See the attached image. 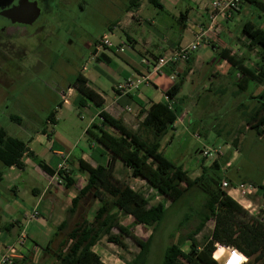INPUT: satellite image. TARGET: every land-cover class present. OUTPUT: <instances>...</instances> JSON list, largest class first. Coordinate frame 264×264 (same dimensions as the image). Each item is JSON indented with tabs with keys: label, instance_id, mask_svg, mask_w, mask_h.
Returning <instances> with one entry per match:
<instances>
[{
	"label": "rangeland",
	"instance_id": "obj_1",
	"mask_svg": "<svg viewBox=\"0 0 264 264\" xmlns=\"http://www.w3.org/2000/svg\"><path fill=\"white\" fill-rule=\"evenodd\" d=\"M128 3L129 0H62L61 5L55 8L53 19L45 27L49 32L21 38L19 42L27 47V65L11 71L6 59L0 61V71L6 73L12 81L8 87L0 84V129L27 142L29 134L43 128L50 131L52 128L59 137L57 143L62 150L67 151L75 146L73 150L76 153L78 146L87 145L86 140L90 137L85 132L90 129L91 117L85 110L80 109L77 102L74 103L75 93L68 97V86H71L76 76L81 73L89 79L91 87L110 96L111 78L119 67H125L124 58L128 57L139 64L143 42L147 41L148 37H153L155 41L161 38L154 36L144 21L153 18L157 24H160L161 20L169 23V19L156 8L146 4L148 10L135 14V20L129 19L131 22L127 27L125 22L128 17ZM247 7L250 14H246L244 7L226 28L218 25L215 33L208 32L209 39L217 40L205 45L219 44L215 48L216 51L213 52L212 47L201 46L195 52L201 57L200 63L196 62L193 67L191 63H182L180 70L185 72L182 88L174 99V106L182 108L180 123L174 131L167 134L173 132L174 136L168 137L167 141L162 140L160 150L170 162L187 171L191 179L200 175L202 167H209L213 161L219 162L224 177L234 185L242 182L255 188L254 196L243 201V205L250 204V208L246 210L247 219H260L264 208V195L261 189L256 187H264V138L247 128L246 119L256 106L251 97H256L262 87L243 78L244 76L228 63H214L218 51L225 46L230 48L231 54L237 59H243L245 67L255 69L259 62L257 53L248 49L247 43L241 38L240 27L244 21H250L262 29L264 24L259 18L260 14L251 6ZM207 21L209 24L208 19ZM161 33L168 38H174L171 32ZM104 34L108 35V41L113 46L111 62H97L92 54L95 44L99 43ZM127 34L138 41L135 51L127 43ZM120 43L126 44L122 53L118 51ZM156 59L153 58L152 61ZM190 70L192 71L189 74ZM63 100H68L69 104L59 107ZM54 111L56 123L47 124V119ZM11 117L19 118L20 122L13 121ZM138 123V116H134L127 125L128 129L134 133L140 132ZM142 135L145 136L143 132ZM60 140L64 143H60ZM42 144L34 143L32 147L38 154V159L50 162L47 157L48 149H44ZM204 149H214L217 155L205 159L200 154ZM66 167L70 169V166ZM119 167L112 173V179L115 180L112 181L113 184H131L147 199L148 206L162 204L165 208L164 217L153 233L152 228L133 224L130 217L121 218V224L142 241H146L152 233L143 263L137 261L135 264H162L166 248L179 237L186 236L198 224L195 213L203 210L205 197L199 190L193 189L187 192L182 200L172 203L141 180L133 181L126 168ZM0 174V227L3 228L10 222L5 210L7 205L16 201L23 207V212L11 218L20 222L19 235L23 230L30 249L38 252L39 261L37 259L36 264H56L54 258L46 256L42 251L55 230L50 226L47 216L25 219V215L37 209L35 204L39 198L32 189L38 188L42 191L48 184V178L31 166L18 170L5 167L1 163ZM83 179L84 177L78 174V183L83 184ZM63 184L64 182H61L62 188ZM9 186L14 188L11 192L6 190ZM65 193L66 190L62 194ZM62 194L60 199L64 201ZM90 197L80 201L77 212L68 218V228L82 216L88 220L92 219L99 204ZM185 218L188 220L179 229V224ZM2 228L0 232L6 238L9 233ZM212 228L213 221L205 224L203 230L195 237L198 246L203 244ZM113 233L117 231L113 230ZM11 238H15L13 233ZM59 241V237L54 240L51 246L54 250ZM123 241L126 249H120L103 238L94 250L104 264H129L136 257L139 247L130 238H124ZM188 246L189 242H186L182 250L187 252ZM225 256L218 262L222 263ZM228 264H235V260Z\"/></svg>",
	"mask_w": 264,
	"mask_h": 264
},
{
	"label": "trees",
	"instance_id": "obj_2",
	"mask_svg": "<svg viewBox=\"0 0 264 264\" xmlns=\"http://www.w3.org/2000/svg\"><path fill=\"white\" fill-rule=\"evenodd\" d=\"M139 1L129 0L126 11L135 10ZM146 1L154 8L161 9L158 0ZM244 4L254 8L264 22V0H239L235 12L239 13ZM183 18L185 17L181 15L180 19ZM240 32L248 49L257 53L259 62L255 69L245 67L243 59H237L228 48H221L218 51L214 63L226 62L244 76L243 78L262 87V91L256 97H251L256 106L249 113L246 126L257 136L264 138V29L250 21H244ZM211 47L214 51L215 47L213 45ZM95 53L94 50L92 54ZM96 61L108 62V59L101 54L96 57ZM169 68L174 71L173 68ZM184 74L185 72L177 74V81L165 92L167 99L173 102L172 108L169 109L167 104L152 105L138 125L140 132H131L119 120L110 118L103 111L99 113L102 123L116 131L115 136L106 132H102L101 135L110 152L109 161L89 171L85 185L77 191L65 212V220L58 226L47 245L42 248L46 256L50 255L54 258L56 264H104L99 255L93 251V247L103 238L120 249H126L123 239L130 238L139 247V251L129 264H135L137 261L143 263L148 253L150 238L162 221L165 208L162 204L148 207V201L142 193L133 190L127 184L112 183L115 181L112 179V173L117 158L121 159L124 168L129 170L131 178L145 179L151 189L172 203L182 200L186 193L193 189L199 190L205 197L203 210L195 213L198 224L190 233L179 237L175 243L166 248L162 264H219L218 260L226 253L222 247L237 249L246 257L245 264H264V208L260 219L246 218V210L221 187L222 180H226L232 186L234 184L224 177L219 162L213 161L209 167H202L200 175L191 179L187 171L170 162L160 150L162 140L168 132L174 130L173 125L182 112V108L174 106V99L181 91ZM86 84L87 80L78 74L71 85L82 97L80 104L91 102L101 108L102 101L87 88ZM54 116L55 111L50 114L47 124H54ZM11 119L20 122L19 118L11 117ZM40 133L50 136L45 128ZM25 156L36 160L26 141L9 135L1 128L0 163L8 168L23 170ZM37 165L49 176L57 174L62 178L64 190H71L75 186L74 179L66 169H59L54 173L41 161H38ZM239 184L244 183L239 182ZM257 188L261 189L264 195V187L257 185ZM89 196L99 204L92 219L88 220L82 216L68 229V218L77 212L80 201ZM128 217L132 218L135 225L152 228V233L146 241L135 237L126 226L121 224V218ZM187 218L179 224V229L183 227ZM209 221H213L212 231L205 237L203 244L198 246L195 237ZM113 230L117 233H113ZM58 237L61 242L59 241L54 250L51 246ZM186 242H189V249L184 252L182 248ZM15 264H18L17 261ZM19 264L26 263L23 260Z\"/></svg>",
	"mask_w": 264,
	"mask_h": 264
},
{
	"label": "crops",
	"instance_id": "obj_3",
	"mask_svg": "<svg viewBox=\"0 0 264 264\" xmlns=\"http://www.w3.org/2000/svg\"><path fill=\"white\" fill-rule=\"evenodd\" d=\"M214 1H218V0H158V3L161 5V9H157V8L156 9L160 13H162L166 18L169 19V23H167V21L165 22V20H161L160 24H157L155 22L156 20H154L153 18L149 21L148 20L144 21V23H147L149 25L153 35L157 37L160 36L161 38L155 41L153 37L152 38L148 37L147 41L143 42L144 48L142 52H140L139 54L141 57L139 64H136L128 57L124 58L123 61L125 63V67H119V69H117V72L113 73V77L111 78L112 92L110 96L104 94V92H101L91 87L89 85V79H87V77L79 73L87 80V84H86L87 88L100 98V100L102 101V107L99 108L91 102L83 103L81 105L80 104V101H82L81 95L74 88L68 86V97H70L72 93H75L76 98L73 99L74 103L77 102L80 109L82 111L85 110V112L91 117L90 129H88L85 132L90 138H87L86 140L87 145L78 146L79 148L78 152L76 153L74 152L73 148L75 146H72L71 149L67 151L62 150L60 144L57 143V141H59L58 140L59 137L57 136L56 132L52 130V128L50 131L46 130L45 128L46 133L50 135L49 137L47 135L41 134L40 131H36L32 134H29L27 146L29 150L34 153L36 160H32L29 157L25 156L23 157V163L25 165V168L27 166H31L35 168L36 171L41 172L48 178V184L46 188H44L42 191L39 190L38 188H33L32 192L35 194V196L39 198L37 203L35 204L37 206L36 210L38 211L39 217L40 215L47 216L50 222V226L52 227V229H55L54 233L58 228V226L65 220V212L69 208L71 200L75 197L77 191L80 190L85 185L89 171L94 170L97 165L99 164L105 165L109 161L110 152L108 150L107 144L102 140L101 135L102 132H106L109 135L115 136L116 131L112 127L102 123V119L99 118V113L103 111L110 118L114 120H119L122 123V125L127 129H128L127 126L128 123L132 120L134 116H138V120L140 123L152 105L167 104L165 92L177 81L178 78L176 77V75L182 72L180 69H181V65L183 64L182 63L178 64L176 71H173L167 67L163 69L162 73L159 76L151 75L150 84L148 86H143L139 89L137 93L130 94L128 96L120 95L117 91L114 90V86L118 83L123 82L128 78H133L138 74H144V72H146L149 68L148 66H143L141 64L142 59H145L149 63H152L153 58H158L160 56L168 55L171 51L184 47L189 43H191L194 40V35L196 33H198L200 30H205L207 28L208 26L207 14L209 12L211 3ZM146 4H148L146 0H140L139 5L135 10L127 11L128 17L125 22V26L127 27L129 26L131 22L129 19L135 20V14L142 13L145 10H148ZM247 6H248L247 4H244L240 9L239 13L237 12L236 14L233 13L231 18L226 22L225 21L223 22L222 19H219L218 20V25H220L219 27L222 26V28H226L231 21L235 20L234 18L236 17V15L242 12L244 7L246 10V14H250ZM181 15H183L185 18L180 19ZM162 31L166 33L171 32V35L174 38L171 39L164 36L161 33ZM208 36L209 33L205 32V36H204L205 43H208L210 41L215 42L217 40V39L216 40L209 39ZM126 40L130 48L133 51H135V47L136 45H138V41L134 37L129 36L128 34L126 35ZM218 45H213V46L217 48ZM211 46L212 45L210 46L202 45L203 48L211 47ZM96 48L97 47L95 46L94 48L96 52L94 55L95 60L97 56L103 54L108 59V62H111V54H112L111 48H113L112 44L108 49L99 50ZM223 48L226 47L224 46ZM200 60L201 57L196 55L195 53L191 55V59L189 60L188 63H191L193 67L196 62L200 63ZM191 71L192 70L189 71V74L191 73ZM68 104H69L68 100H65L64 102L62 101L60 107H62V105H68ZM128 108L129 111H127ZM53 123H56L55 118L53 120ZM49 124L54 125L51 123ZM170 136H174L173 132H171L170 135H167L164 138V140L167 141L168 140L167 138ZM61 142L64 143L63 141L60 140V143ZM34 143L44 144V149H48L47 157L50 158L49 160L50 162H44L43 160L38 159V154L34 151V148L32 147ZM38 161L41 162L43 161L42 163H44L54 173L60 169L61 165H64L65 169L69 171V174L74 175L73 179L75 181V186L71 190L68 191L66 190L65 194H62L64 192V189L61 187V183L60 184L58 183L59 180L58 175L54 174L53 176H49L48 174H46L37 165ZM66 166L68 167L70 166V169H68ZM117 167L119 168L124 167L122 160L119 158H117L114 163L113 172L116 171ZM13 168L14 167H11L10 169ZM126 170L127 172H129L128 169ZM78 174L84 177L85 180L83 179L84 181L83 184L78 183V181L76 180V178H78ZM139 180H141V182H144V184H147L146 180L145 179L142 180L141 177L133 179V181L135 182ZM55 183L58 184L59 186H56ZM127 185H129L135 191L138 190L136 188L134 189V187H132L131 184H127ZM12 189L14 188L10 186L6 188V190H9L10 192ZM61 194L62 197L64 198V201H61L60 199ZM19 212L20 214L23 212V207L18 205L16 201L7 205L5 213L8 219L10 218L9 220L10 222H8V225L4 226L3 228L1 226L0 231L1 228L6 229V232L9 234L5 238V235L1 234L0 232V241H1L0 249L9 246H16L17 250L15 253L16 254L15 261H17L18 264L23 260L25 261L26 264H28L29 262L32 264H36L35 261L38 259L37 257L38 252L36 253L35 250L30 249L31 247H29L28 245L27 235L24 245L22 247L19 248L16 245V241L19 235V228L21 224L18 220H13L11 217ZM27 215H25V219ZM73 224L68 229H70L73 226ZM12 233L15 236V238H11ZM94 247H93V251L96 253ZM37 261H39V259Z\"/></svg>",
	"mask_w": 264,
	"mask_h": 264
},
{
	"label": "built area",
	"instance_id": "obj_4",
	"mask_svg": "<svg viewBox=\"0 0 264 264\" xmlns=\"http://www.w3.org/2000/svg\"><path fill=\"white\" fill-rule=\"evenodd\" d=\"M239 0H218L211 3L209 12L207 14V19L209 24L205 30H200L194 35V40L188 45L175 49L171 51L168 55L160 56L152 63H149L147 60L142 59L141 64L143 66H148V70L144 74H138L133 78H128L121 83H118L114 86V90L117 91L120 95L128 96L130 94L137 93L139 89L143 86H148L150 84V76L157 75L159 76L164 68H173L176 71L178 64L186 63L192 54H194L202 45H205V32L215 33V30L218 27V20H229L232 14L238 9ZM111 46V43L108 41V35L104 34L99 43L96 45V49L104 50L108 49ZM126 44L121 43L118 46V51L122 53ZM167 99V97H166ZM65 101V100H63ZM168 108L171 109L173 102L167 99ZM129 111V108L127 109ZM181 117V116H180ZM180 117L178 116L177 121L174 123L173 128H177V124L180 123ZM201 157L205 159L212 158L217 155L214 149H204L200 152ZM60 169H65L64 165L60 166ZM59 177V176H58ZM63 182L62 178L59 177L58 183ZM221 187L223 190H226L227 194L235 200L242 208L245 210L250 208L243 205V201H246L247 198L254 196V190L250 185L237 184L230 185L226 180H222ZM250 202V201H249ZM248 203V201H247ZM39 214L34 209L30 214L26 216V220H31L32 218L38 217ZM26 240L24 231L20 232L18 240L16 242L17 246H23ZM225 250V258L222 263L219 264H228L230 261L235 260V264H245L247 259L246 257L233 247H222ZM17 247L9 246L3 249H0V264H15V253ZM214 255V254H213Z\"/></svg>",
	"mask_w": 264,
	"mask_h": 264
},
{
	"label": "flooded vegetation",
	"instance_id": "obj_5",
	"mask_svg": "<svg viewBox=\"0 0 264 264\" xmlns=\"http://www.w3.org/2000/svg\"><path fill=\"white\" fill-rule=\"evenodd\" d=\"M30 1L35 2L38 8V14L28 25L9 24L5 21L0 22V61L6 59L8 61V65L11 67V71L14 69H20L21 67H24V65H27L25 62V57L28 54L27 47L22 45L19 40L23 37H33L38 34H46L49 32L48 30H45V27H47L53 19L55 8L61 5L62 2V0ZM7 54L9 56H6ZM0 84H2L3 87H8L12 84L11 78H8L6 73H2L1 71Z\"/></svg>",
	"mask_w": 264,
	"mask_h": 264
},
{
	"label": "water",
	"instance_id": "obj_6",
	"mask_svg": "<svg viewBox=\"0 0 264 264\" xmlns=\"http://www.w3.org/2000/svg\"><path fill=\"white\" fill-rule=\"evenodd\" d=\"M37 14V6L30 0H0V22L28 25Z\"/></svg>",
	"mask_w": 264,
	"mask_h": 264
}]
</instances>
